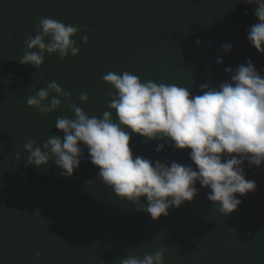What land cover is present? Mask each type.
I'll list each match as a JSON object with an SVG mask.
<instances>
[{"label": "trees", "instance_id": "trees-1", "mask_svg": "<svg viewBox=\"0 0 264 264\" xmlns=\"http://www.w3.org/2000/svg\"><path fill=\"white\" fill-rule=\"evenodd\" d=\"M247 0H0V264H120L164 248V264H264V161H245L246 180L255 189L230 214L207 199L209 188L197 182V194L167 216L153 220L140 203L118 197L104 185L82 143L79 166L71 176L50 160L26 163L23 143L42 145L49 135L63 139L57 117H73L74 102L101 117L115 96L102 80L108 72H129L142 82L176 84L202 95L200 86L219 89L233 70L250 60L264 78V54L247 39L259 21ZM39 17L78 25L79 53L61 58L45 53L40 68L22 65L29 35ZM87 36V43L81 42ZM197 40L200 41L197 44ZM230 44L228 52L223 45ZM217 59L222 63L217 64ZM55 80L72 101L41 114L27 97ZM88 93L86 102L79 94ZM111 94V95H110ZM113 119L116 120L115 110ZM133 159L177 162L198 170L191 149L169 141H145L130 133ZM158 143L164 148L156 152ZM21 158H16V152ZM226 157H222V162Z\"/></svg>", "mask_w": 264, "mask_h": 264}, {"label": "clouds", "instance_id": "clouds-1", "mask_svg": "<svg viewBox=\"0 0 264 264\" xmlns=\"http://www.w3.org/2000/svg\"><path fill=\"white\" fill-rule=\"evenodd\" d=\"M256 4L258 23L250 27L247 39L257 51L264 54V0H247ZM80 31L78 25H66L49 17H39L36 35L25 40L26 49L18 62L40 68L45 53H57L61 58L75 57L80 49L74 39ZM82 36L81 42L87 43ZM200 41L197 40V44ZM230 44L223 45L228 52ZM217 64L222 59H217ZM231 80L220 84L219 89L208 84L200 86L202 95L190 98L189 89L176 84L142 82L129 72H108L102 80L115 89V96L107 105L109 110L101 117L90 116L72 102L74 116L57 117L55 128L61 130L63 139L49 135L42 145L32 139L23 143L28 153L26 163L34 166L50 160L61 169V174L71 176L83 155L79 144L88 149L90 162L99 168L104 185L112 188L121 198L140 203L146 197V211L153 220L167 216L169 208H179L192 201L195 187L209 188L208 201L221 214L232 213L241 201L240 196L253 191L254 181L246 180L242 165L247 161L259 167L264 161V78L249 60L234 70L225 68ZM111 95V94H110ZM88 93L79 94L86 102ZM72 101L55 80L27 97L26 103L41 114L55 111L63 102ZM110 110H115L116 120ZM130 133L145 141L171 142L175 149H191L190 160L198 170L177 162L161 163L143 157L133 159ZM158 143L156 152L162 151ZM222 157H226L222 162ZM16 158L21 153L16 152ZM120 264H164V248L143 257L126 256Z\"/></svg>", "mask_w": 264, "mask_h": 264}]
</instances>
